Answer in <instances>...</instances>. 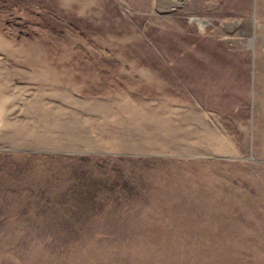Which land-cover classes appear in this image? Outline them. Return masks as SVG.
Instances as JSON below:
<instances>
[{"label":"rangeland","instance_id":"obj_1","mask_svg":"<svg viewBox=\"0 0 264 264\" xmlns=\"http://www.w3.org/2000/svg\"><path fill=\"white\" fill-rule=\"evenodd\" d=\"M252 2L0 0V264H264Z\"/></svg>","mask_w":264,"mask_h":264},{"label":"crops","instance_id":"obj_2","mask_svg":"<svg viewBox=\"0 0 264 264\" xmlns=\"http://www.w3.org/2000/svg\"><path fill=\"white\" fill-rule=\"evenodd\" d=\"M250 2H251V5L246 7L245 10H248L251 13L250 16L252 17V19H254L255 18V12H254L255 10H254V6H253L252 0H250Z\"/></svg>","mask_w":264,"mask_h":264}]
</instances>
